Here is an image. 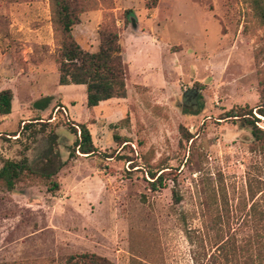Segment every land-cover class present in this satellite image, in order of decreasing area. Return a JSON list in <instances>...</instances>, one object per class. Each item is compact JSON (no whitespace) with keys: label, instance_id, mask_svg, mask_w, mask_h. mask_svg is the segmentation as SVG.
<instances>
[{"label":"rangeland","instance_id":"374dc122","mask_svg":"<svg viewBox=\"0 0 264 264\" xmlns=\"http://www.w3.org/2000/svg\"><path fill=\"white\" fill-rule=\"evenodd\" d=\"M79 1L74 40L93 53L98 30L116 27L126 73L125 98L91 110L80 88L57 86L61 35L49 0H0V91L13 94L12 114L0 117V167L25 157L59 184L54 195L43 176L0 190V264H65L83 253L190 264L182 218L198 226L220 190L236 204L248 171L264 168L254 139L244 140L250 128L224 117L251 109L264 130V26L250 0H159L151 10L146 0ZM189 88L200 89L195 111L181 104ZM62 98L76 103L74 120ZM82 123L91 156L73 146L71 127Z\"/></svg>","mask_w":264,"mask_h":264},{"label":"trees","instance_id":"16d2710c","mask_svg":"<svg viewBox=\"0 0 264 264\" xmlns=\"http://www.w3.org/2000/svg\"><path fill=\"white\" fill-rule=\"evenodd\" d=\"M55 29L61 35L58 51V86H85L87 109L97 107L101 102L123 99L126 95L125 64L122 57L119 33L116 27L103 25L98 30L99 46L96 52L83 50L71 35L73 26L79 24L81 4L79 0H49ZM159 0H146L145 8H155ZM250 9L258 22L264 26V0H250ZM47 104L52 99L45 97ZM13 94L10 89L0 91V117L11 113ZM257 106L256 113L264 117V99ZM45 108V107H44ZM247 112V113H246ZM230 110L225 118L242 119L241 125L250 128L254 142L264 157V130L256 126L252 110ZM251 117V118H249ZM31 124H24L18 133ZM78 135L73 143L81 154L91 156L96 153L88 124L71 127ZM186 134V140H191ZM75 153V150H73ZM256 169V168H255ZM260 175L248 171L243 198L230 205L226 192H216L213 201L201 211L199 225L189 227L182 218L184 236L190 246V264H264V168ZM260 171V170H259ZM161 175V174H160ZM43 176L48 180L47 192L54 195L59 190L53 174H38L29 167L27 159L19 161L1 159L0 190L13 192L18 183H28L34 177ZM155 177L154 174L151 176ZM160 177V176H159ZM156 181V180H155ZM152 182V186L154 185ZM176 202L178 197L174 192ZM65 264H113L95 254L83 253L68 257ZM131 264H143L132 261Z\"/></svg>","mask_w":264,"mask_h":264},{"label":"water","instance_id":"95a60500","mask_svg":"<svg viewBox=\"0 0 264 264\" xmlns=\"http://www.w3.org/2000/svg\"><path fill=\"white\" fill-rule=\"evenodd\" d=\"M131 29L134 31L137 30V26H136L134 18H131ZM199 92H200V89L198 88H189L185 90L181 95L182 106L187 107L192 111H195L198 108L197 98H198ZM250 135H248L247 136L248 138L244 140H248L249 137L253 138L252 134Z\"/></svg>","mask_w":264,"mask_h":264},{"label":"crops","instance_id":"0c3cea01","mask_svg":"<svg viewBox=\"0 0 264 264\" xmlns=\"http://www.w3.org/2000/svg\"><path fill=\"white\" fill-rule=\"evenodd\" d=\"M57 86H58V85H57ZM71 87H73V88H80V89L82 90V92L84 93V98H85V86H83V85H72ZM58 94H61V93H58ZM106 102H108V101H106ZM12 103H13V102H12ZM62 103L65 104V105H67V111H68L70 117L72 118V120H74V118H75V113H74V111H73V108L75 107L76 103L71 104V105L69 106L68 103L64 102L63 98H62ZM103 103H105V102H101L99 105H101V104H103ZM12 107H13V106H12V104H11V113H10L9 115L12 114V111H13V108H12ZM44 110H46V109H44ZM44 110H39V112L43 113ZM9 115H8V116H9ZM88 115H90V111H88ZM88 115H87V116H88Z\"/></svg>","mask_w":264,"mask_h":264},{"label":"built area","instance_id":"2783aa9c","mask_svg":"<svg viewBox=\"0 0 264 264\" xmlns=\"http://www.w3.org/2000/svg\"><path fill=\"white\" fill-rule=\"evenodd\" d=\"M61 111H62V113L66 116L67 115V112H66V110H65V108L64 107H61V108H59Z\"/></svg>","mask_w":264,"mask_h":264},{"label":"flooded vegetation","instance_id":"af4514ba","mask_svg":"<svg viewBox=\"0 0 264 264\" xmlns=\"http://www.w3.org/2000/svg\"><path fill=\"white\" fill-rule=\"evenodd\" d=\"M197 103H198V98H197Z\"/></svg>","mask_w":264,"mask_h":264}]
</instances>
